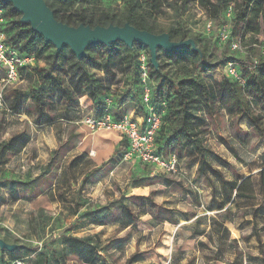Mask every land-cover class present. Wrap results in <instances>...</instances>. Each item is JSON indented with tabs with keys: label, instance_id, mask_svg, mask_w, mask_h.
<instances>
[{
	"label": "trees",
	"instance_id": "16d2710c",
	"mask_svg": "<svg viewBox=\"0 0 264 264\" xmlns=\"http://www.w3.org/2000/svg\"><path fill=\"white\" fill-rule=\"evenodd\" d=\"M45 1L53 10L56 19L70 26L78 27L84 24L94 28L123 26L129 23L154 34L168 33L173 41L194 39L196 48L191 45L172 51L160 48L157 52L158 67L149 61L153 104L160 107L164 101L167 103L156 134L157 148L166 158L171 155L179 159L187 156L191 163L197 166V176L205 175L211 183L213 182L206 170V166L210 165V158L218 159L240 180L232 205L211 215L206 227L201 228L197 223L193 227L189 238L197 240L201 254L203 250L208 251V255H201L202 260L198 264H218L223 261V254L227 251L232 253V258L227 264H264V224L261 225L258 221V217H264V163L259 167L257 186L251 175L238 173L235 166L220 156L208 142L210 120L219 123L225 112L234 114V138L240 146H246L250 139L249 132L239 127L243 120L247 121L249 127L258 128L264 138V59L257 62L247 58L249 60L243 61L241 67L236 65L243 81L229 76L212 80L204 73L214 70L219 64L209 63L213 55L209 46L204 40L190 35L184 17L190 5L197 4L208 19L223 24L228 20L227 10L232 8L229 41L236 36L241 43L247 38L251 44H260L258 36L263 33L264 28L260 15L254 9L258 0H125L122 5L103 0ZM102 3H106V7H103ZM85 4L90 5V8H78ZM0 9L4 11V31L8 42L20 52L33 54L36 58L35 66L22 70L23 80L29 76V87L23 88L20 85L8 92L11 111L19 112L23 104L30 101L28 109L35 114V123L51 122L54 114L48 101L56 95L67 109H77L79 99L88 96L93 100L97 115L103 113V103L107 96L114 99L115 117L123 114L124 105L134 100L139 108L146 112L142 103L138 64L139 52L146 47L139 44L129 47L120 41L110 45L99 43L89 46L87 56L79 59L69 46L57 50L53 43L34 32L29 23L21 20L22 15L14 9L12 3L0 0ZM119 9L123 11L118 13ZM160 19H164L166 24L163 25ZM40 60H44L45 65H41ZM229 62L235 63L231 57L225 56L221 63L226 66ZM4 121V117H1L0 205L3 202L20 200L19 186L29 185L45 173V169H41L33 174L30 169L23 170L22 165L17 169L8 168L11 158L26 146L28 139L25 133L12 134L9 138L2 139ZM57 135L60 138L58 131ZM72 136L73 131L69 133L66 141L59 139V147L53 151L45 168L53 164L60 148L67 144ZM122 145L125 149L121 153L123 158L127 141L124 140ZM227 147L235 153L236 159L240 160L234 146L229 144ZM116 162L112 156L106 162L94 165L89 174L83 176L82 183L85 185L93 174L107 165L115 166ZM213 171L223 177L220 169L214 168ZM65 172L63 169L61 177L65 176ZM164 173L157 172L152 175L149 172V178L143 179L148 182L139 183L138 179H134L132 185L149 186L156 180H163ZM58 185L59 183L56 187ZM1 190L7 191V196ZM83 190V187L76 190L72 211L74 220L65 226V231L60 237L56 238L53 234L54 226L50 223L54 217L51 212L44 208L31 210L28 219L31 227L29 236L35 242L9 243L8 238H3L7 244H13L14 248H1L0 264H68L70 256H77L90 264H121V259L114 258V255L116 248L124 243V239L105 241L99 231L83 236H78L73 231L85 226L92 231L95 226H105L111 220H115L119 230L132 229V220L139 215L136 210L141 208V213H144L148 207L153 217L161 221L179 223L176 211L184 216V220H189V213L158 203L154 190L148 195L128 196L123 193L104 204L91 199L85 200ZM54 191L52 188L49 192L51 202L57 201L51 197ZM3 194L5 196H2ZM212 194L215 199L214 186ZM207 209L210 212L215 211L213 204ZM229 224H234L238 230L246 226L249 232L239 238L234 237ZM48 233H51L49 240L46 239ZM252 238L257 244V253L253 252L252 247L241 244L242 241L245 244L250 243ZM137 255L138 253L132 254L123 264H131ZM198 259L199 257L194 255L187 264H192Z\"/></svg>",
	"mask_w": 264,
	"mask_h": 264
},
{
	"label": "rangeland",
	"instance_id": "374dc122",
	"mask_svg": "<svg viewBox=\"0 0 264 264\" xmlns=\"http://www.w3.org/2000/svg\"><path fill=\"white\" fill-rule=\"evenodd\" d=\"M102 4L103 7H106V3ZM78 8L87 10L90 5L85 4ZM254 9L260 15L264 28V0H258ZM201 10L197 4H192L184 17L190 35L204 40L209 46L213 54L209 63L219 64L214 70L204 73L206 76L212 80H221L227 76L226 66L221 63L225 56L231 57L234 64L240 67L243 61L249 60L247 58L257 62L264 59V30L258 36L260 44H251L249 39L244 38L241 43L242 50H233L229 43H220L221 22L213 20L212 29L209 32L206 30L205 22L208 16ZM122 11L119 9L118 13ZM8 22L9 19H7ZM160 22L163 25L166 24L164 19H160ZM227 22L228 20L224 21V23ZM239 36L241 37V34ZM233 40L240 41L236 36ZM250 48L254 49L250 50ZM39 63L45 65L44 60H40ZM95 72L101 74L98 71ZM102 75L106 76L105 73ZM5 76L4 68L0 67V97L3 99L0 118L4 117L5 120L2 127V139H7L12 134L22 133H25L28 139L26 146L11 158L8 168L17 169L22 165L23 170L30 169L33 174L38 173L41 169H45V173L31 184L19 186L20 200L3 202L0 205V239L6 237L9 243L15 241L34 243L35 241L29 236L31 227L28 219L31 210L40 208L53 214L54 220L50 223L54 226L53 234L56 238L60 237L65 231V226L74 220L72 211L76 201V190L80 187L84 188L82 194L85 200L91 199L103 204L123 193L128 196L147 195L151 190H154L158 203L189 213V220H184V216L176 211L175 214L180 219L179 223L161 221L159 218L153 217L152 211L148 207L147 212L144 213H141V208L136 210L139 215L133 218L132 229L119 230L115 220H111L105 226H95L92 231L85 226L77 228L73 232L78 236H83L99 231L105 241L124 239V243L116 248L117 251L114 255V258L121 259V264L134 253H138V255L131 264H187L194 255L199 259L192 264H198L202 260L203 253L208 255L207 250H203L201 254L197 247V240L189 237L196 223L201 228L206 227L211 215L232 205L237 186L240 183L233 171L223 166L218 159L210 158V165L206 166V170L213 182L211 183L205 175L197 176V166L193 165L187 156L182 159L177 157L176 173H164L163 180H156L146 187L133 188L132 181L134 179H138L139 183L148 182L143 179L149 178L148 173L156 170L152 165L141 161H126L121 157V153L125 149L122 145L124 140L119 132L93 130L88 127L84 117L94 112L95 105L80 109H67L57 96L53 95L49 99L48 105L54 114V119L51 122L37 124L34 121L35 114L28 109L30 101L23 104L19 112H13L9 108L11 102L9 90L20 85L23 88H28L31 84L29 76H26L23 83L15 86L5 85ZM123 111L132 112L139 119H143L142 117L145 115L136 100L126 103ZM262 121L264 124V119ZM239 127L242 130H247L250 135L249 142L244 147L240 146L234 138V114L228 112L223 113L219 123L210 120L208 142L220 156L235 166L238 173L245 176L251 175L257 183L259 167L264 163V138L261 137L259 129L249 127L246 120H243ZM57 131L60 133V138ZM71 131H73V136L68 139L67 144L60 148L53 164L49 168H45L53 151L59 147V139L66 141ZM229 144L234 146L240 160H237L235 153H232L227 147ZM112 156L117 161L115 166L107 165L93 174L85 185L82 183L83 176L89 174L94 165H100ZM73 161L74 164L71 165ZM214 168L220 169L223 177L218 176L213 171ZM63 169L67 173L65 172V176L61 177ZM57 183H59L58 187H56ZM213 186L215 199L212 198ZM52 188L55 191L51 197L56 198V202H51L49 199V192ZM1 192L7 196V191L1 190ZM4 194L2 196H5ZM210 204L214 205L215 211H208L207 207ZM258 221L263 225L264 217H258ZM238 222L240 223L241 220ZM228 226L232 236L237 238L249 232L246 226H243L241 230H238L234 224ZM50 238L51 233H48L46 239ZM39 243L41 244V242ZM241 244L252 247L253 252L257 253V244L253 238L250 239V243L245 244L242 241ZM231 258L232 253L227 251L223 254V261L218 264H227ZM6 261L8 262V259ZM68 264L90 263L80 260L77 256H70Z\"/></svg>",
	"mask_w": 264,
	"mask_h": 264
},
{
	"label": "built area",
	"instance_id": "2783aa9c",
	"mask_svg": "<svg viewBox=\"0 0 264 264\" xmlns=\"http://www.w3.org/2000/svg\"><path fill=\"white\" fill-rule=\"evenodd\" d=\"M107 3L122 5L125 0H103ZM203 12V11H202ZM232 8L226 12L228 22L222 24L219 32L220 43L229 41L231 34L230 18ZM4 11L0 9V67H3L6 73L4 78L5 85L15 86L23 83L22 70L35 66L36 58L33 54L29 55L20 52L12 46L4 31ZM206 30L209 32L213 27V20L207 19L205 22ZM233 50H242L241 42L237 40L229 41ZM149 61L150 52L147 48L140 50L138 55L139 73L142 85V103L145 106L146 114L143 119L134 116L133 113L124 112L119 117H115L113 112L114 99L107 96L103 103V113L97 115L95 110L84 117L85 123L93 130H105L119 132L122 139L127 141V148L123 154L126 161H141L147 165L154 166L156 171L174 174L177 172V158L171 155L166 158L157 148L156 134L160 128L162 115L165 112L167 103L164 101L160 107L153 104V88L149 82ZM226 75L234 79L243 81L238 72V68L233 62H229L225 67ZM0 97V108L3 107ZM21 264L20 262H17Z\"/></svg>",
	"mask_w": 264,
	"mask_h": 264
},
{
	"label": "water",
	"instance_id": "95a60500",
	"mask_svg": "<svg viewBox=\"0 0 264 264\" xmlns=\"http://www.w3.org/2000/svg\"><path fill=\"white\" fill-rule=\"evenodd\" d=\"M12 3L14 9L22 15L21 20L29 23L31 29L42 35L46 41L51 42L60 50L69 46L77 58L87 56V48L95 44L110 45L122 42L129 47L139 44L150 52V62L158 67L157 52L160 48L167 51L181 49L186 46L196 48L194 39L173 41L168 33L154 34L126 23L123 26L110 25L108 27L96 26L94 28L81 24L78 27L67 25L55 18L53 10L45 0H5ZM0 248L13 249L14 246L0 239Z\"/></svg>",
	"mask_w": 264,
	"mask_h": 264
},
{
	"label": "crops",
	"instance_id": "0c3cea01",
	"mask_svg": "<svg viewBox=\"0 0 264 264\" xmlns=\"http://www.w3.org/2000/svg\"><path fill=\"white\" fill-rule=\"evenodd\" d=\"M79 101H80V104H79V106H78L77 109L85 108V107H88V106H92V105H94L93 100H92L90 97H88V96H85V97L80 98ZM93 110H94V108H93ZM137 117H138V116H137ZM138 118H139V117H138ZM132 187H133V188H139V187H146V185H142V186H139V187H134V186L132 185ZM147 195H148V194H147ZM5 259H6V258H5Z\"/></svg>",
	"mask_w": 264,
	"mask_h": 264
}]
</instances>
